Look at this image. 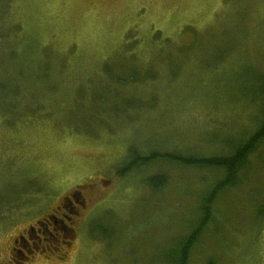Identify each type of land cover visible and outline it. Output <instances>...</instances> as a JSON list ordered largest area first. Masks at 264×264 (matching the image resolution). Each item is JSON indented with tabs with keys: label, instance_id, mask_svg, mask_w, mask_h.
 I'll list each match as a JSON object with an SVG mask.
<instances>
[{
	"label": "rangeland",
	"instance_id": "obj_1",
	"mask_svg": "<svg viewBox=\"0 0 264 264\" xmlns=\"http://www.w3.org/2000/svg\"><path fill=\"white\" fill-rule=\"evenodd\" d=\"M0 79V264H162L226 173L118 170L230 154L257 128L264 0H0ZM236 181L188 264H264V143Z\"/></svg>",
	"mask_w": 264,
	"mask_h": 264
},
{
	"label": "trees",
	"instance_id": "obj_2",
	"mask_svg": "<svg viewBox=\"0 0 264 264\" xmlns=\"http://www.w3.org/2000/svg\"><path fill=\"white\" fill-rule=\"evenodd\" d=\"M106 73H110L109 67L106 66ZM132 77V75H131ZM116 83L121 81H125L123 77H116ZM6 85L3 79H0V86ZM258 97L261 100V106L264 110V91L261 92ZM264 143V116L260 119L259 125L257 128L248 134L244 139L233 143H229L231 153L226 155H214V156H203V155H179L177 152H166V153H158V152H149L145 155H141V157L135 156L134 152H131L128 158V162L126 161V165L119 169L120 174L126 173L131 167L138 165H146L151 162L150 159L165 157L168 156L170 160L177 161L179 163L191 164L195 166H208V167H221L224 169L226 175L223 179L217 181V183L212 187L208 196L204 197L202 202V215L197 221L195 225H190V233L183 237L179 242H175L169 249L166 250L163 258L162 264H188L189 253L193 246V244L197 241V235L202 231L205 225L209 222L210 218V210H211V202L214 199L212 197L215 195L218 189L226 188L232 184H235L236 176L241 167L244 166L247 156L257 149L259 145ZM159 173L151 175L147 182L152 183L153 187L158 186L161 182H157V179L160 178L164 181L163 177H161ZM259 212L264 217V202L259 206ZM15 253V252H14ZM207 264H215L213 260H209Z\"/></svg>",
	"mask_w": 264,
	"mask_h": 264
},
{
	"label": "flooded vegetation",
	"instance_id": "obj_3",
	"mask_svg": "<svg viewBox=\"0 0 264 264\" xmlns=\"http://www.w3.org/2000/svg\"><path fill=\"white\" fill-rule=\"evenodd\" d=\"M41 224H45V223H41ZM22 238H24V237H22ZM53 251L57 252V250H56V249H55V250H53Z\"/></svg>",
	"mask_w": 264,
	"mask_h": 264
}]
</instances>
